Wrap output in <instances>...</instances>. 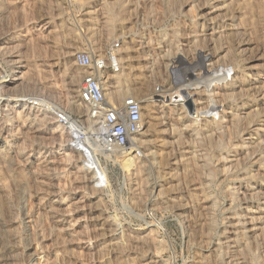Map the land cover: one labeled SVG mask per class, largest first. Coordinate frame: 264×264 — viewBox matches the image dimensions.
<instances>
[{
  "label": "rangeland",
  "instance_id": "rangeland-1",
  "mask_svg": "<svg viewBox=\"0 0 264 264\" xmlns=\"http://www.w3.org/2000/svg\"><path fill=\"white\" fill-rule=\"evenodd\" d=\"M100 1L0 0V214L6 223L0 229V246L8 261L264 264V167H260L264 160H258V153L236 154L231 144L235 134L225 133L222 139L227 144L218 137L197 140L186 134L173 151L165 149L153 159L146 157L150 152L146 140L151 139L147 125L139 134L144 142L136 139V145L115 155L99 151L96 158L104 176L96 180L97 163H83L94 154H85L87 145L79 151L73 148L69 129L56 116L57 111H66L77 120L76 129L89 140L93 137L97 127L88 120L87 105L81 110L70 107V97L88 70L78 65L75 53L84 50L103 57L115 41L127 42L135 66L130 76H125L126 68L119 80L114 74L120 71H102L104 78L111 77L110 86L117 80L124 87V101L109 98L119 105L128 97L139 100L150 94L157 99L152 93L169 82L171 88L181 84L210 89L231 79L233 72L246 71L263 85L264 26L241 21L242 12L231 0L227 2L234 13L228 17L223 0H212L218 6L201 1V13L208 12V19L226 24V31L237 25L248 33L230 37L236 42L237 37L244 39L243 58L235 44L213 57L219 68L198 82L192 79L206 54L201 39L189 42L186 36L191 27L199 36L203 32L202 26L193 24L192 16L199 11L192 9L191 0H139L124 14L123 30L113 35L104 32L107 14ZM94 4L99 11L91 18L86 13ZM111 11L118 13L120 8L112 5ZM116 25L120 29V23ZM168 44L174 50L168 52ZM122 55L126 66V53ZM70 74L76 76L73 88L68 85ZM259 99L264 102V91ZM235 103L242 105L240 100ZM241 112L255 117L253 108ZM143 118L150 120L149 115ZM245 137L250 141L257 135ZM262 139L264 143V135ZM167 141L171 146L173 139L167 136ZM189 143L197 147L193 157L183 148ZM257 173L263 180L251 178ZM158 186L163 187L161 193ZM247 186H259L261 192L249 189L243 194Z\"/></svg>",
  "mask_w": 264,
  "mask_h": 264
},
{
  "label": "bare ground",
  "instance_id": "bare-ground-1",
  "mask_svg": "<svg viewBox=\"0 0 264 264\" xmlns=\"http://www.w3.org/2000/svg\"><path fill=\"white\" fill-rule=\"evenodd\" d=\"M138 1L139 0H113V2L112 0H101L100 1L99 4H101V8H103L104 10L103 12L107 14L106 16L107 19L104 22V24L106 23L105 29H104V32L106 30V35H113L118 30H123L124 28L123 22L126 20L124 18L125 17L124 14L126 15V12H128L129 6L134 5L135 3H138ZM165 1L169 3V1L171 0H165ZM201 1L204 2V5L205 4H209L210 6L219 5V4L217 5L212 4V0H191L190 2V4H192V9L199 11L196 15L192 16V17H195V19L193 20L194 21L193 24H195V26H202L203 32H202V36H199L198 30H194L191 27V30H189V32L187 31L186 36L191 38L189 42H192L194 40L196 42L199 39H201L202 42L205 44L204 53L206 54V55L203 54L206 59L205 61L203 60L204 61L203 66L201 67L199 66L197 70L195 69V74H194L195 76H194V79L192 80L197 79L196 81H198L199 79L203 78L206 75H212L214 71L217 70L220 66V64L215 65L216 63L212 61L213 57L222 54L223 51L225 50L231 51L235 44L237 45L238 56L243 58L244 52L243 50H240V46H242V44L244 43V39L237 37L238 41L236 42L232 39L230 40V37L234 34L237 36H240V33L245 34L248 31L247 29L246 31L243 29L244 32L239 31V29L237 28V25H236V29L233 28L231 29V31H226L225 30L227 26L226 24L219 25L218 22H216L215 18L208 19V17L206 16L208 12L206 14L203 13L204 15L201 13L202 11L201 6L203 5ZM227 1L228 0H223V2L225 3L223 4V10H225L224 17L226 16L228 17V15L234 13V12H231L230 5ZM230 2H231L230 4L234 2V4H236L237 6L236 8H238V10L242 12V15H239V18L241 21L246 22L249 25H253V26H257L258 24H261L264 26V0H231ZM112 5L119 6L120 12L117 13V12L111 11ZM89 7L90 9L87 11L86 14L90 16L91 18H93L92 15L96 14V11H99L98 4H94L93 6H89ZM233 18L235 20V16ZM117 22L120 23L119 25L120 29H118L116 25ZM248 24L244 23V25H248ZM247 33L245 35H247ZM172 48H175V47L171 44H168L167 51L170 52L174 50ZM178 49H179V45H178ZM68 52L70 53L71 51L68 50ZM123 53H126V58H127L126 63L128 62V65L126 66L124 62L125 56L123 57L122 55ZM133 54H134V51L130 49V47L127 45V42L124 40V44L122 45V48H120L119 50V70L118 71L120 72H116L114 74L117 80H119L118 77H120V75L127 73V75L125 76H128V75L130 76L131 72H133L135 68V66L132 64L133 58H134ZM126 68L129 69V72L125 73ZM88 72L89 70H87L86 73ZM233 73L234 74L231 76V79L227 80L225 83L222 82L221 85H217L216 83L214 84L215 86H212V88L210 89L203 88L204 85L193 87V86H186V85L182 86L181 84L175 88H171V83L169 82L164 87L158 88L157 92L152 93V94L157 93L156 95H158L159 98L156 99L154 96H149L150 95L149 94V95H146L148 97H145L144 99H139V101L142 103V106H143V115L150 116V120L148 122H145L144 121L145 118H143L144 119L143 120L144 129L148 125V130H151V133L148 134V136H150L151 139L146 140L148 141L147 145H148V149L150 150V152L146 155V157H151L153 159H156V155L160 152V156H161V153H163L165 149L167 150L168 148H172V151H173V147L176 145L175 143H178L180 145V139L182 137H185L186 134L192 136L194 139H197V140H198V137L203 138L204 135L206 138L209 137V139L218 137L217 138L218 142L226 143L224 142L222 137L225 135V133H227L231 135L232 137H234L233 134H235L236 140L232 141L231 144L234 145V148H237L235 149V152H237L236 154L240 152V153H246V155H249V154L256 155V153H258L257 155L261 156L259 157L258 160L263 161L264 160V143H263L262 137L264 135L263 133L264 132V118H263L264 106L262 107V105H264V102L263 101L261 102V100L259 99V95L263 94L264 84L261 85L258 79L249 77L248 75L249 73H247L246 71H243L241 73H238V72H233ZM74 75H71L70 80L68 81V85L72 86V88L77 85L76 79H75L76 76ZM110 78L108 79L104 78L105 80L103 81V86L106 91L107 97L108 98L114 97L119 100L120 99L123 100L124 92H125V90L123 89L124 87L122 88V86L120 85L121 82L118 83L117 80L110 86V83H109ZM16 79L18 80L19 78H16ZM73 90H70V92L71 91L73 92ZM79 90L76 89L75 95H72L70 97V107H73L76 110H81L82 105H84V102H82V99L80 97ZM237 100L241 101L242 103L241 106L239 105V103H235ZM223 101L225 103H221ZM247 107L253 108V110L255 111V117L250 118V117L244 116L246 114H243V112L241 111L243 109H246ZM87 116H89L88 120L93 123L92 124L93 128H95L96 126V124L94 123L95 121L91 118L89 114ZM245 119H248V122H246V126L244 127L243 122ZM74 121H77V120L75 119ZM255 122L256 123L258 122L261 124L258 125V127L254 128L253 125H255ZM142 133L143 132H141L140 134ZM94 134L95 132L93 133V135ZM246 134H249L250 136L257 135V137L256 139H253L251 137L250 141H247L245 137ZM167 136L173 139V143L171 146H167L168 145ZM135 139H138L144 142V140H142V137L139 135H137ZM81 147H83V145H81ZM183 148H184L185 153L187 152V153L192 154L191 157L196 155L197 147L193 145L192 143H189L186 147H183ZM239 148L241 149L239 150ZM165 153L171 154L172 152L169 153V151H167ZM226 158L224 160H226ZM164 159L166 160L167 158L166 156L163 157L162 155L161 160H164ZM185 162L187 163V161ZM83 163L87 165L89 164L95 165L97 163L96 171L94 172L93 176L96 178V180H100L102 178L103 172L100 171L101 168L98 166V163H100L99 159H97L96 157H93V159L90 160L89 157H85V160L83 161ZM260 167H264V164ZM251 178L263 180L261 178L260 173L252 174ZM162 188L163 187H160L158 189L160 193L162 192ZM245 188L246 189H242L243 194H246L247 190L249 189H252V190L258 189L259 186H256L255 188L247 186ZM239 189L240 188H237V190ZM260 190L261 188L258 189V191ZM263 194H264V191H263ZM259 195L260 194L258 193L257 196ZM253 216H255V214ZM257 218L260 219L261 217L259 216ZM255 219L253 220L256 221ZM3 227L6 228V223L0 214V229L1 228L3 229ZM1 246H0V264H10V262L8 261L7 252H5L4 251L5 248L4 247L1 248Z\"/></svg>",
  "mask_w": 264,
  "mask_h": 264
},
{
  "label": "built area",
  "instance_id": "built-area-1",
  "mask_svg": "<svg viewBox=\"0 0 264 264\" xmlns=\"http://www.w3.org/2000/svg\"><path fill=\"white\" fill-rule=\"evenodd\" d=\"M121 47V42L115 41L103 57L93 56L84 50L75 53L78 65L89 70L82 78L80 97L96 123L93 137L89 140L84 132L76 129L74 118L66 111L56 113L59 121L69 129L71 146L79 151L81 145H87L88 152L85 151V154H94L97 158L99 151L115 155L118 150L136 145L135 137L144 129L142 103L137 98L128 97L123 105L116 104L107 97L103 86L102 71L119 70Z\"/></svg>",
  "mask_w": 264,
  "mask_h": 264
}]
</instances>
